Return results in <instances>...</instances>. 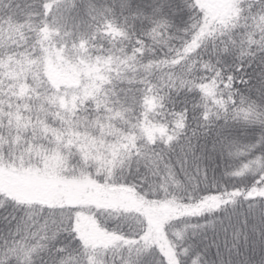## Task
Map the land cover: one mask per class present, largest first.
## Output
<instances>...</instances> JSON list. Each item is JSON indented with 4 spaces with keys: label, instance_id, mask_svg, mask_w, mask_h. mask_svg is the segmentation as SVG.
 <instances>
[{
    "label": "snow or ice",
    "instance_id": "snow-or-ice-1",
    "mask_svg": "<svg viewBox=\"0 0 264 264\" xmlns=\"http://www.w3.org/2000/svg\"><path fill=\"white\" fill-rule=\"evenodd\" d=\"M118 7L117 15L115 5L86 4L92 24L72 48L90 61L89 44L119 34L111 52L121 49L117 64L136 66L135 76L103 77L75 108L65 102L78 89L50 88L52 102L69 123L83 119L100 132L107 121L109 131L120 129L111 163L121 171L135 165L166 177L165 201L175 211L164 233L174 256L145 239L144 227L116 229L102 248L106 264H264V0H242L233 18L211 23L196 0H120ZM77 8V0H42L40 11L19 14V30L27 22L33 33L23 36L35 49L28 59L63 54L52 45L67 47L63 37L72 35L68 22ZM12 21L11 14L2 18L0 31ZM14 53L6 45L0 61ZM100 53L97 62L107 63L111 53ZM62 94L65 102H58ZM156 113L164 119L154 120ZM0 202L8 205L0 208V264H96L101 248L75 228L79 207L4 194Z\"/></svg>",
    "mask_w": 264,
    "mask_h": 264
},
{
    "label": "trees",
    "instance_id": "trees-1",
    "mask_svg": "<svg viewBox=\"0 0 264 264\" xmlns=\"http://www.w3.org/2000/svg\"><path fill=\"white\" fill-rule=\"evenodd\" d=\"M41 2L0 0V22L13 16L12 23L0 31V54L5 53L6 45L15 49L10 61L6 56L0 61V194L31 203L79 207L75 228L86 242L100 248L109 246L116 229L144 227V238L156 243L171 260L174 252L164 228L175 210L165 201L166 186H142L140 181L128 178L127 167L121 171L119 165L111 163L114 149L119 151L112 137L120 129L112 126L109 131L107 121L100 132L83 119L77 123L71 118L69 123L70 118L62 115V105L52 102L50 88L78 89L66 102L63 94L58 98V102L75 108L77 99L95 93L103 77L115 76L118 71H130L135 76L136 66L123 61V66L117 64L121 49L111 52L121 40L119 34L102 37L95 46L89 44L90 61L72 48L77 34L87 33L92 24L85 15V5L91 3L98 9L115 5L118 15L120 0H77L78 8L68 22L72 35L63 37L67 47L62 46V41L53 42V49L63 54L47 56L43 63L28 59L35 49L24 43L23 36L32 39L33 33L27 30V22L23 33L16 23L22 12L40 11ZM239 2L196 0L210 23L233 18ZM100 48L111 53L107 63L97 62ZM153 119L162 121L164 116L156 113ZM25 129L27 135L23 134ZM3 205L0 202V208Z\"/></svg>",
    "mask_w": 264,
    "mask_h": 264
},
{
    "label": "clouds",
    "instance_id": "clouds-1",
    "mask_svg": "<svg viewBox=\"0 0 264 264\" xmlns=\"http://www.w3.org/2000/svg\"><path fill=\"white\" fill-rule=\"evenodd\" d=\"M239 3H242V0H240ZM239 3H238V5H239ZM231 38H232L231 33H225L223 35H220L219 33L217 34V39L230 40ZM204 43L206 44V46L210 47L212 40L211 39L206 40V41H204ZM163 54H165V53H162L161 55H163ZM128 178L133 180V182H135L137 180L140 181L142 186L149 185L152 183L161 184L166 179V177L163 174H153L150 172L140 171L136 168L135 165H133L131 171L128 170ZM7 207H8V205H7V203H5L3 205V208L5 210H7ZM95 261H96V264H106L105 251L102 248L98 249L95 252Z\"/></svg>",
    "mask_w": 264,
    "mask_h": 264
}]
</instances>
